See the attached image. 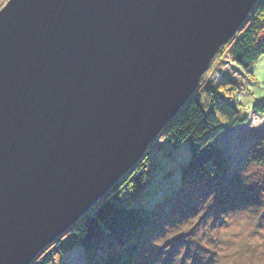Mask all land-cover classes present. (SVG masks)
<instances>
[{
    "label": "water",
    "instance_id": "obj_1",
    "mask_svg": "<svg viewBox=\"0 0 264 264\" xmlns=\"http://www.w3.org/2000/svg\"><path fill=\"white\" fill-rule=\"evenodd\" d=\"M258 0H9L0 264H32L145 157Z\"/></svg>",
    "mask_w": 264,
    "mask_h": 264
},
{
    "label": "trees",
    "instance_id": "obj_2",
    "mask_svg": "<svg viewBox=\"0 0 264 264\" xmlns=\"http://www.w3.org/2000/svg\"><path fill=\"white\" fill-rule=\"evenodd\" d=\"M7 1L0 0V9ZM224 50L228 51L232 66H237L236 71L249 74L264 55V0L257 1L234 38L218 52L193 97L161 133L174 146H189L191 159L181 170L180 186L150 211L122 206L125 200L146 190L152 166L148 150L134 169L32 264H60L70 245L82 248L86 264H161L171 253L165 250L170 245L165 244V239L174 230L181 228L177 235L181 238L174 248L176 258L186 246L208 248L211 240L218 241L225 223L224 213L261 203L264 188L256 181L245 187L243 181L250 159L258 169H264V154L252 152L250 159L224 181L231 171L230 156L222 152L217 140L227 130L250 121L235 102L242 91L238 83L210 82L211 70ZM254 113L264 118V100L255 104ZM192 221H199L200 228L185 230ZM216 230V237L208 236ZM189 232H193L187 236L189 239L184 238Z\"/></svg>",
    "mask_w": 264,
    "mask_h": 264
},
{
    "label": "rangeland",
    "instance_id": "obj_3",
    "mask_svg": "<svg viewBox=\"0 0 264 264\" xmlns=\"http://www.w3.org/2000/svg\"><path fill=\"white\" fill-rule=\"evenodd\" d=\"M224 51L223 57L211 70L210 82L214 85L228 82L238 83L242 91L236 95L235 102L239 111L250 117L248 124L227 130L217 140L222 152L230 156L231 171L224 179L227 181L235 170L250 159L252 152L264 154V118L254 113L255 104L264 100V55L250 69L249 74H246L242 70L241 72L236 71L237 66H232L228 51ZM171 141L166 135H161L150 147L148 155L152 166L148 172L146 190L125 200L122 203L123 207H143L150 211L180 186V173L191 159V153L188 145L183 144L177 147ZM251 161L252 159L248 161L249 166L244 172L243 185L248 187L256 181L263 189L264 169H258ZM171 174L174 175L169 179ZM262 195L261 203L254 207L249 206L228 212V215L224 213L222 216L225 218V223L221 228L222 232L218 241L211 240L208 248L191 244L189 247H184L180 255L175 258L174 248L177 239L181 238H177L181 228L174 230L165 239V244H170L166 245L165 250L171 253L161 264H264V191ZM220 223L221 221L218 224ZM200 226L199 221H194V223L192 221L184 229L192 230L195 227L199 229ZM213 232L214 235L208 234V236L216 237L217 230ZM191 233H187L184 238H188L187 236ZM199 248L203 251L199 252ZM60 264H86L82 248L78 245H70L68 249H65Z\"/></svg>",
    "mask_w": 264,
    "mask_h": 264
}]
</instances>
